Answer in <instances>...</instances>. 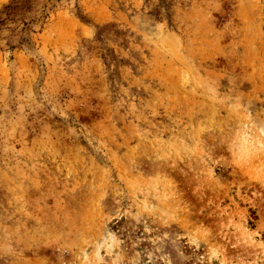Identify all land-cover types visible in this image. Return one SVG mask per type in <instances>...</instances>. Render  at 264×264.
Segmentation results:
<instances>
[{"label": "rangeland", "instance_id": "obj_1", "mask_svg": "<svg viewBox=\"0 0 264 264\" xmlns=\"http://www.w3.org/2000/svg\"><path fill=\"white\" fill-rule=\"evenodd\" d=\"M0 264H264V0H0Z\"/></svg>", "mask_w": 264, "mask_h": 264}]
</instances>
